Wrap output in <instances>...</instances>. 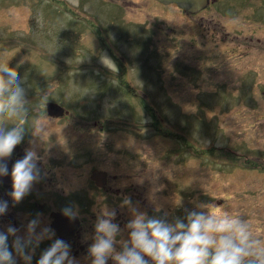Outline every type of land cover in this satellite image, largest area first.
<instances>
[{"label":"rangeland","instance_id":"374dc122","mask_svg":"<svg viewBox=\"0 0 264 264\" xmlns=\"http://www.w3.org/2000/svg\"><path fill=\"white\" fill-rule=\"evenodd\" d=\"M65 2L68 6L54 0H0V64L8 62L9 67L18 70L27 99L40 93L33 101L28 99V104L37 109L46 94V100L59 101L65 108L87 115V126L109 119L115 127V155L121 159H138L140 152L149 158L161 148V166L152 162L145 166V170L156 171L155 181H160L161 190L167 177L174 176L165 160L173 153L167 158L168 163L180 165L175 157L180 152L169 151L170 146L162 147L160 139L137 136L139 127L149 122L142 111L164 119L159 126H165L166 122L178 124L190 128L196 136L202 138L204 134L211 142L217 140V145L226 144L222 146L226 150L211 151L209 156L194 155L187 167L193 178L182 180L183 190L195 175L209 178L210 181L204 178L192 183L193 190L208 192V208L220 201L221 213L241 216L253 235L264 242V171H252L243 165L242 159L235 157L237 152L248 159L259 156L260 163L264 164L262 56H259V66H251L250 57L233 61L231 51L225 46L212 53L206 62L208 66H198L201 61L193 56L194 51L189 52V38H185L180 41L179 56L182 63L192 68L172 66L174 55L170 44L159 50L155 47L161 54L138 51L132 45L134 35L127 38L128 27L121 29L124 33L118 29V13L94 2L97 4L92 3L94 7L90 9L109 32L108 39L120 38L123 44L127 38L131 42L119 56V64L111 55L97 52V40L84 33L83 25L76 22L86 14L80 9L77 10L81 12L70 11L75 10L76 0ZM82 9L87 11L83 5ZM190 41L195 43L199 39ZM252 71L257 81L248 79ZM193 90L195 100L188 98L192 97ZM172 94L180 96V101L173 103ZM190 102L192 109L187 111L183 105ZM107 137L98 135L100 148L104 149ZM124 146L130 148L120 152ZM103 157H106L105 149ZM221 171L227 176L219 177L217 173ZM180 195L183 197L184 192ZM161 197L163 207L168 208L172 196L163 191ZM194 206H198L196 202Z\"/></svg>","mask_w":264,"mask_h":264},{"label":"flooded vegetation","instance_id":"af4514ba","mask_svg":"<svg viewBox=\"0 0 264 264\" xmlns=\"http://www.w3.org/2000/svg\"><path fill=\"white\" fill-rule=\"evenodd\" d=\"M54 1L68 6L65 0ZM181 1L180 5L177 1L162 2L160 0H76L75 10L70 11L75 12L80 9L86 12L77 18L76 22L83 25L84 33L87 32L97 40V52L111 55L119 64L121 62L119 56L123 54L127 46L131 45L127 38L134 35L132 45L140 52L144 50L150 54H161L154 50L155 47L159 50L166 47V44H170L174 55L172 66H186L188 70L192 68V65L182 63L179 56L182 51L180 41L185 38H189V52L194 51L196 54L193 56L201 61L198 66H208L206 62L210 60L212 53L225 46H228L227 49L231 51L229 55L233 61L250 57V65L259 66V56H262L261 65H264V0ZM94 2H98V6L108 7L111 11L118 13V29L122 33L124 30L121 29L128 27L127 38H124L123 44L119 42L120 38L108 39L109 32L90 9L94 7L91 5ZM82 5L84 8L87 7V11L82 9ZM168 15H170L169 19H167ZM190 39H199V41L192 43ZM125 64L130 66L129 63ZM214 69L215 66H212L215 74ZM247 77L257 81L253 78L256 77L253 71ZM196 79H199L197 73ZM262 92L261 97L264 99V90ZM35 95L28 99L33 101ZM171 97L173 103L180 101V96L172 94ZM188 98L195 100V92ZM32 107H29V118L25 125L29 130L26 131L24 141L16 146L12 158L8 161V167L11 171L15 160L23 157L24 149L30 146L28 142L32 138L31 127L35 120L40 119L49 124L43 141H37L38 153L42 157L41 167L47 176L35 185L32 193L21 204L11 207L10 203L8 214L0 218V225L6 226L11 223L22 228L26 217L30 218L39 213L45 223L54 229L56 236L71 245L72 255L79 260L80 264H90L87 250L93 242L91 237L94 234V224L104 204L116 210L114 222L119 224L122 230L117 238V250L120 248L119 240L128 238L126 225L132 219V213L128 207L123 206L125 198H130L133 205L149 216L161 218L167 213L169 222L176 217L183 218L186 209L196 208L195 202L197 205L203 204L210 213H221L220 201L211 205L209 209L208 192L197 188L193 190L194 181H204V178L205 181H210L209 178L206 180L204 175L199 177L195 175L194 180L185 190L183 187L184 182L193 178L192 172L188 171L187 167L194 155L206 153L209 156L211 151L226 150L222 147L226 144L217 145V140L211 142V139L204 138V134L202 138L200 135L196 136L190 128L178 124L169 125L166 122L165 126H159L164 119L147 110L142 111L141 113H145L144 119L148 118L149 122L139 127L137 136L151 140L160 139L163 141L162 147L170 146L169 151L179 150L180 152L178 156H175L181 162L180 165L168 163L167 158L173 153L167 156L165 160L167 167L171 168L174 176L167 177L161 190L160 181H155L156 171L145 170L147 162L161 166V148L156 150L161 152L153 151V155L149 158L140 152L138 159H121L120 155L117 157L115 155V127L110 125L109 119H104L103 122H92L87 126V115L67 109L59 101L46 100V105L43 101L37 109L34 108V110ZM183 108L191 111V102L183 105ZM89 113L90 110L87 114ZM15 123V120L0 118V124L8 128ZM102 134L108 135L107 142L104 143L106 157H103L104 149L99 146L98 135ZM207 140L210 141L205 145ZM124 148L130 147L124 146L119 151L122 152ZM235 157L242 159L243 165L249 166L252 171H264V164L260 163L259 156L248 159L237 152ZM217 175L227 176L222 171ZM0 179H2L0 198L9 199L7 193L11 190L10 176ZM223 186L225 188L226 181ZM163 191L173 199L168 208L163 207L162 204L161 192ZM183 192L185 197L180 195ZM70 205L77 208L79 212V218L75 221H69L61 215L60 210ZM50 243L51 241H44L40 244L32 264H36L41 251ZM108 264H114V262L109 259Z\"/></svg>","mask_w":264,"mask_h":264},{"label":"clouds","instance_id":"9594fccd","mask_svg":"<svg viewBox=\"0 0 264 264\" xmlns=\"http://www.w3.org/2000/svg\"><path fill=\"white\" fill-rule=\"evenodd\" d=\"M43 98L46 105V94ZM28 103L18 70L9 67L8 62L0 64V118L16 121L11 128L0 124V178L11 179L9 199L0 198V218L8 214L10 203L11 207L21 204L47 176L41 167L37 141H43L49 124L40 119L31 127L30 146L9 171L8 161L29 130L25 127ZM123 206L132 213L126 225L128 238L119 240L117 250L122 230L114 222L116 210L104 204L87 250L90 264H108L109 259L114 264H264V242L253 235L249 224L239 215L210 213L201 204L186 209L183 218L169 222L167 213L161 218L149 216L130 198L124 199ZM60 211L69 221L79 218L78 209L71 205ZM25 220L22 228L11 223L0 225V264H32L44 241L51 243L41 251L36 264H80L72 255L71 245L56 236L41 214Z\"/></svg>","mask_w":264,"mask_h":264},{"label":"water","instance_id":"95a60500","mask_svg":"<svg viewBox=\"0 0 264 264\" xmlns=\"http://www.w3.org/2000/svg\"><path fill=\"white\" fill-rule=\"evenodd\" d=\"M160 1H162V2H175V1H177L180 5L182 4L181 0H160Z\"/></svg>","mask_w":264,"mask_h":264}]
</instances>
